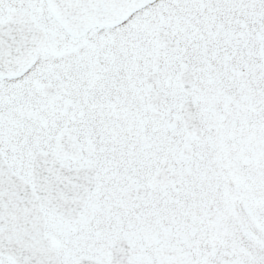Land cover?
<instances>
[{"label": "snow or ice", "instance_id": "snow-or-ice-1", "mask_svg": "<svg viewBox=\"0 0 264 264\" xmlns=\"http://www.w3.org/2000/svg\"><path fill=\"white\" fill-rule=\"evenodd\" d=\"M0 264H264V0H0Z\"/></svg>", "mask_w": 264, "mask_h": 264}]
</instances>
